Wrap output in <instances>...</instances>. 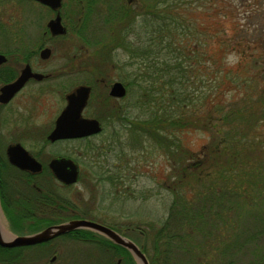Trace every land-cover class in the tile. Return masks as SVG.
Masks as SVG:
<instances>
[{
    "label": "rangeland",
    "instance_id": "374dc122",
    "mask_svg": "<svg viewBox=\"0 0 264 264\" xmlns=\"http://www.w3.org/2000/svg\"><path fill=\"white\" fill-rule=\"evenodd\" d=\"M113 1L114 7L109 0L83 1L82 42L74 15H70L74 24L66 36L48 40L53 49L50 66L59 73L70 63V72L76 74L65 76L64 81L76 79L72 86L90 83L101 74L97 60L109 59L103 73L112 68L109 78L122 81L127 89L126 97L116 104L101 97L100 88L93 83L85 114L103 118L102 130L82 141V181L65 191L68 200L75 207L87 204L98 223L136 242L150 264H264V123L251 125L254 115L259 117L254 111L257 106L264 109V0ZM147 6L154 12L148 14ZM110 7L112 16L101 12ZM124 7L130 11L134 34L123 42L118 11ZM65 13L67 3L62 15ZM165 13L174 16L165 20ZM54 16L32 0H0V51L17 54L22 42L37 50ZM115 41L122 49H114ZM125 42L129 52L124 51ZM146 51V59L135 56ZM163 59L180 65L176 82L165 83L167 76L154 80L146 76L149 82L133 86L124 82L139 70L156 74L162 66H155L153 60ZM217 71L219 76L214 74ZM181 72L189 78L185 81L182 75L188 89L181 97L187 106L183 116L180 100L176 106L172 99L175 91H184L179 84ZM256 79L259 81H252ZM60 81L55 78V86L42 94L36 87L26 89L40 94L29 121L39 132L49 130L51 125L44 122L64 106L66 89ZM260 97L263 99L258 100ZM170 107L175 117H184L186 122L195 117L197 125L175 129L155 125L148 130L146 121ZM222 111L233 113L231 118L236 121H220ZM128 118L134 124L126 123ZM12 128L1 130L2 144L14 139ZM37 136L42 135L30 132L22 139L31 150H40L43 140ZM205 149H209L207 156ZM49 150L52 148L45 154H51ZM99 168L105 173L98 172L96 178L84 182L86 171ZM45 183L51 184L48 179ZM98 233L92 230L96 237L82 235L93 238L91 242L69 243L70 264H132L129 255L120 253L113 241Z\"/></svg>",
    "mask_w": 264,
    "mask_h": 264
},
{
    "label": "flooded vegetation",
    "instance_id": "af4514ba",
    "mask_svg": "<svg viewBox=\"0 0 264 264\" xmlns=\"http://www.w3.org/2000/svg\"><path fill=\"white\" fill-rule=\"evenodd\" d=\"M83 1L84 0H62L61 17L62 24L67 29L65 34L56 35L51 32L48 23L51 19L56 17L57 12L49 6L42 4V6L44 5L49 8L55 16L48 21L46 31L44 32L45 40L37 46V50L31 49L29 45L25 46L22 42V44L17 47V54H10V51H0V54H3L6 57L5 60L0 62V132L4 127L10 131L11 128L14 127L12 129L15 132L14 139L10 140L7 145L2 144L3 140L2 135L0 134V264H57L58 259L61 261V263L58 264H70L72 260L69 259L71 257L70 251L68 250L69 243L93 241V238L89 240L82 236V230L90 232L92 230L80 227L68 233L60 234L34 244L15 246L6 245L7 243H10L15 236L33 235L50 227L58 226L70 221L86 219L97 222V218L91 215L93 213L91 207H86L87 204H84L85 206L83 208L82 203H79L78 207L73 206L74 204L68 200L69 196L65 193L66 190L72 189V186L82 181V151L84 150L82 141L88 140L97 134L81 138L50 139V135L54 131L59 117L68 105L67 96L77 87L87 85L91 88L88 103L83 109L81 115L86 118H95L101 125H103V118L91 117L85 114L93 97V83L97 85V88H100L101 97L113 101L116 104L118 100L126 97V95L123 97H115L111 95L113 85L116 82L122 81H114L109 78L110 74H108V72L112 68L105 70L106 72L103 73V65L105 68L108 67L104 62H107L109 59L97 60V70L100 71L101 74H97V77L94 80H90V83L82 82L73 86L72 84L76 79L69 80V78H66L64 81L65 76L76 74V72H70V69L68 68L70 67V63H67L68 65L64 64L65 66L63 67V70L59 73L54 72L49 64L50 61L48 58L53 53V49L48 45L49 38L52 39L58 36H66L68 34V28L71 29L72 24H74V16L75 18L77 17V24L80 26L76 25L75 27H79L77 30V33L80 36L79 39L81 42L82 39H84L82 36L83 27L81 23L86 12V2L84 3ZM110 1L112 3L111 6L114 7V1L109 0V2ZM38 3L41 5L40 2ZM66 3L68 6V13L62 15ZM101 12L103 14H110L111 12L112 16L111 7L109 10H101ZM70 15L74 16L71 17ZM117 49H122V47ZM45 52H47V55H44ZM126 64H129V62H126ZM113 66H116L115 68H117L116 64ZM81 71L82 67L79 72ZM24 72L26 73L25 77H27V80L18 90L13 92V94L12 92L4 91L6 86L16 82L23 76ZM57 77L60 78V83L65 84L64 106L59 110L56 116L54 115L49 121L44 122V125H51V127L48 131L42 133L39 132L40 129L34 128L33 125H29L32 124V122L29 121L32 119L31 115L35 112V108H37L36 101L40 98V94L54 87L55 85L53 81ZM34 87L37 88L38 93L40 94L37 93L35 95V93H32L33 91L31 94L29 90H26ZM107 89H109V92L106 95ZM30 104L32 105L31 108L29 106ZM106 106L114 105L107 103ZM104 110V113H106V109ZM116 116L117 115H115V118ZM26 119L28 121H25ZM40 125L43 124L40 123ZM30 132H32L33 135L39 133L42 135L37 136L43 140V142L40 143V150H31L22 139L24 138V135H28ZM12 145H18L29 152L34 159L43 165V170L39 173H33L30 170L31 168L25 169L14 164L12 161L17 159L20 162H23V165H27L28 159L20 152L10 153L9 148ZM48 148H52V150H49L51 154H45V150ZM90 151L94 153V148ZM75 152L77 153L75 154ZM87 156L90 158V155L87 154ZM57 157L72 159L78 165V179L74 184L68 185L63 183L54 175L49 164ZM79 159H81V162ZM86 172V174L83 173L84 182L89 181V177L92 179L96 178L98 172L105 173V171L100 168L99 171L92 169ZM110 178L112 179L111 176ZM45 179H48L51 184L45 183ZM103 179L106 178L103 177ZM17 181H20L23 184H17ZM118 183L119 181L116 182V184ZM90 235L96 237L95 234L90 233ZM113 247L118 249V244L113 242ZM49 256H51V258H49Z\"/></svg>",
    "mask_w": 264,
    "mask_h": 264
},
{
    "label": "water",
    "instance_id": "95a60500",
    "mask_svg": "<svg viewBox=\"0 0 264 264\" xmlns=\"http://www.w3.org/2000/svg\"><path fill=\"white\" fill-rule=\"evenodd\" d=\"M44 5L49 6L57 15L54 19H51L48 26L53 34H65L67 32L66 27L62 24L61 8L62 0H34ZM48 51V50H47ZM46 53V54H45ZM44 55H47L45 52ZM5 56L0 54V62L5 60ZM24 72L23 76L20 77L16 82L10 84L4 88V91L15 92L18 90L27 80ZM90 86L82 85L74 89L68 96V105L63 111L62 115L57 121V125L50 135V139L56 140L60 138H81L92 134H97L102 130L100 122L95 118H86L82 114L83 109L88 103L90 97ZM126 87L122 82H116L111 90V95L115 97H123L126 95ZM10 153L20 152L24 155L28 161L27 165H23V162L15 159L12 162L21 166L22 168H31L33 173H39L43 170V165L34 159L29 152L24 150L18 145H12L9 148ZM54 175L58 180L68 185L74 184L78 179L79 167L78 165L69 158L57 157L53 159L50 164ZM88 228L93 231H97L114 243L125 247L135 257L138 264H150V261L142 248L133 240L125 237L123 234L113 230L112 228L105 226L101 223L90 221V220H75L68 223H64L58 226L50 227L42 232L26 235V236H15L12 238L8 246L34 244L42 242L44 240L53 238L57 235L68 233L78 228ZM120 264V263H118Z\"/></svg>",
    "mask_w": 264,
    "mask_h": 264
},
{
    "label": "trees",
    "instance_id": "16d2710c",
    "mask_svg": "<svg viewBox=\"0 0 264 264\" xmlns=\"http://www.w3.org/2000/svg\"><path fill=\"white\" fill-rule=\"evenodd\" d=\"M147 9H148V14L149 13H152V12H154V9L152 10V7H149V6H147L146 7ZM119 16H120V18H119V21L121 20V22H122V25H121V28H120V30H121V32L119 31V34L120 35H122V37H120L121 38V40L123 41V40H126L127 39V37L128 36H131V34L133 33L134 34V30L132 29V27H130V22H129V19L128 18H130L131 19V16L129 15V13H130V11H129V9H126L125 7H124V10H122V9H120L119 11ZM125 16V17H124ZM174 15H173V13H168L167 15H166V13H165V20H167V18H170V17H173ZM127 17V18H126ZM124 20H125V22H124ZM115 22H116V20L114 21V24H115ZM124 25V26H123ZM112 27H113V25H112ZM114 34V32H113V30H112V35ZM124 35V36H123ZM112 39V37H110V40ZM124 42V41H123ZM120 43H121V41H120ZM263 43H264V40H263ZM122 45H123V47L125 48V50L124 51H126V52H129L128 50H126V48L127 49H129L128 47H127V45H128V42H125V43H122ZM120 44L118 43V42H116L115 41V43H114V49H116V48H120ZM171 46H169V48H170ZM194 48V47H193ZM195 49V48H194ZM129 50H131V49H129ZM166 51H167V53H168V55H171V51H169V50H167L166 49ZM195 51V50H194ZM147 51L145 52V54L144 55H139V53L137 54L136 53V55L135 56H137V57H139V56H142V57H144L145 59H146V57H148V55H147ZM132 54V56H133V53H131ZM166 59H163V61L162 62H160V61H158V62H155V60H153V63H155V66H157V64H160L161 66H162V68H160V70H156V74H152V73H143V72H140L139 73V71L137 72V73H135L134 75H133V77H131V78H124V82H126V84L127 85H136V83H138V82H146V81H150V80H154V78H158V79H160V78H162V76H167L168 77V81H165V83H167V82H169L170 84H172V83H174V82H176L177 81V79H176V76H178V73H177V65H179L177 62H171L170 61V59H169V61H165ZM174 65H175V68H174ZM181 65H183V64H181ZM180 66V65H179ZM166 72V73H165ZM214 74L215 75H217V76H219L218 75V71L217 72H214ZM184 76V80L185 81H189V78H188V76H187V74H183V72H181V74H180V77H179V84L182 86V87H184V91L182 90V91H180V89L179 90H177V91H175L176 93L175 94H172V99L176 102L177 100H180L179 101V105H180V113L182 114V116H183V109L185 108V111L187 112V110H186V108H187V106H186V104H185V100H182L181 99V97L183 96V92H185V93H187V91L186 90H188L187 89V87H186V83L184 82V83H182V78H183V76ZM146 76H148V77H151L150 78V80H148L147 78H146ZM156 76H159V77H156ZM154 77V78H153ZM252 81H259V79H256V80H252ZM168 84V83H167ZM174 91V90H173ZM145 94H146V90H145ZM145 96V95H144ZM147 96H149V94L148 95H146V97ZM191 96H193V94H190V97ZM190 97H189V99H190ZM180 98V99H179ZM192 99V98H191ZM259 99H263L262 97H260V98H258V100ZM264 100V99H263ZM257 102H259V101H257ZM178 105V102H176V106ZM263 106H264V104L262 105V108H263ZM247 107H249V103H248V105H247ZM246 107V108H247ZM238 107H236L234 110H232L233 112L237 109ZM257 109V110H256ZM254 111H255V114L257 113L258 115H259V117L256 115H254V117L252 118V123H251V125H253V124H256V125H260V123H264V109H261L260 108V105H258L257 106V108H256ZM122 111H124V110H122L121 108H120V114L119 115H124V113H122ZM242 112V111H241ZM214 113V112H213ZM213 113H212V118L214 117V115H213ZM250 113V112H249ZM253 113V112H252ZM232 114L233 113H227V112H223L222 111V117H220V121H224V122H227V123H232V121H236V120H234V119H232L231 117H232ZM174 114H173V110H172V108L170 107V108H163V113L161 114L160 113V116L158 115V114H156V117L153 119H150L149 121H146V122H148L147 123V125H150V126H148V130H153V126H155V125H161L163 128H168V129H175V128H182V127H184V128H186V124H187V126H189V125H197V122H196V119H195V117L193 118V120L190 118V119H188V121L186 122V121H184L183 120V118L184 117H178V116H176L175 117V115H174V117H172ZM188 117V116H187ZM215 118V117H214ZM128 122H126V123H133V122H131L130 121V119L128 118ZM251 120V119H250ZM202 122H204L203 120H201ZM134 124V123H133ZM204 125H206V124H204ZM204 125H201L202 127H205ZM244 126V128H247V127H249L250 125H243ZM255 125H253V127H254ZM173 127H175V128H173ZM248 130H246L245 129V133H244V137L245 138H247V136H248ZM223 133V130H220L219 129V131L217 132V134L218 135H221ZM228 141L227 140H223V143L226 145V146H228V143H227ZM231 144V143H230ZM233 144H236L235 143V140L233 141ZM207 148H209V147H207ZM209 149H205V152L206 153H204V154H206V156H207V151H208ZM216 150H219L220 151V149H216ZM215 150V151H216ZM217 153V152H216ZM205 156V158H204V161H207L208 160V157H206ZM204 161L202 162V163H200L202 166H201V169H202V167H203V164H204ZM234 161V159L233 158H231L230 159V162H233ZM262 170V169H261ZM263 170H264V167H263ZM257 173H259V171L257 172ZM232 174V173H231ZM207 178H210V177H207ZM90 231H84V230H82V235H86V236H88V235H90ZM109 242H111V241H109ZM112 243V242H111ZM113 244V243H112ZM118 250L120 251V253H125V254H127V255H129L130 256V258H131V261H132V264H136V262H135V260H134V258L132 257V255H131V253L125 248V247H123V246H120V245H118ZM204 250V249H203ZM206 251L208 250V249H205ZM205 252V251H204Z\"/></svg>",
    "mask_w": 264,
    "mask_h": 264
}]
</instances>
